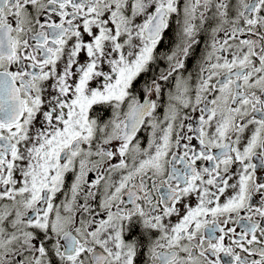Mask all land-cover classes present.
<instances>
[{
    "label": "snow or ice",
    "instance_id": "snow-or-ice-1",
    "mask_svg": "<svg viewBox=\"0 0 264 264\" xmlns=\"http://www.w3.org/2000/svg\"><path fill=\"white\" fill-rule=\"evenodd\" d=\"M0 264H264V0H0Z\"/></svg>",
    "mask_w": 264,
    "mask_h": 264
},
{
    "label": "flooded vegetation",
    "instance_id": "flooded-vegetation-1",
    "mask_svg": "<svg viewBox=\"0 0 264 264\" xmlns=\"http://www.w3.org/2000/svg\"><path fill=\"white\" fill-rule=\"evenodd\" d=\"M169 36L171 38L172 34L170 33ZM166 44H167V41H166ZM164 50H165L164 48H161L160 49V51H164ZM194 64H195V61L194 60L189 63V70L190 71H194ZM159 67L160 68L165 67V63L163 61H160L159 62ZM170 89L174 91V82L172 84H167V83L165 84V96L163 98V102H166L167 101V95H166V93ZM161 112H163V108L161 109Z\"/></svg>",
    "mask_w": 264,
    "mask_h": 264
}]
</instances>
